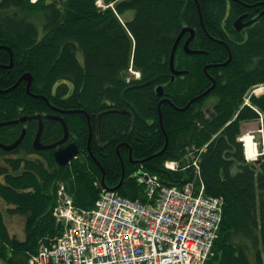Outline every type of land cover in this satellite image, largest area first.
<instances>
[{"label": "trees", "instance_id": "obj_1", "mask_svg": "<svg viewBox=\"0 0 264 264\" xmlns=\"http://www.w3.org/2000/svg\"><path fill=\"white\" fill-rule=\"evenodd\" d=\"M98 1L0 0V122L56 113L79 148L61 165L52 149L33 148L36 120L0 126L3 143L26 128L18 146L0 148V264H29L39 243L60 232L53 216L58 181L75 205L90 208L102 177L108 186L119 183L121 156L125 175L115 191L144 201V182L134 172L182 186L192 180L190 168L168 170L163 162L182 160L192 144H206V193L224 199L206 264H264V154L247 161L238 140L243 122L258 118L257 109L264 115V94L251 96L252 107L242 105L249 89L264 83V0ZM242 14L253 21L237 30L233 21ZM183 27L194 30L190 48L203 52L184 51L186 32L174 57V68L186 72L172 79L170 52ZM212 79L210 92L187 105ZM161 99L169 101L159 107ZM43 121V142L61 138L58 120ZM5 214L23 217V238L9 231Z\"/></svg>", "mask_w": 264, "mask_h": 264}, {"label": "built area", "instance_id": "obj_2", "mask_svg": "<svg viewBox=\"0 0 264 264\" xmlns=\"http://www.w3.org/2000/svg\"><path fill=\"white\" fill-rule=\"evenodd\" d=\"M191 166L197 184L182 188L148 176L147 203L103 189L93 208H80L61 185L54 215L62 233L40 244L30 264H205L223 198L204 192L198 157ZM165 167L177 169L178 162L168 160Z\"/></svg>", "mask_w": 264, "mask_h": 264}, {"label": "water", "instance_id": "obj_3", "mask_svg": "<svg viewBox=\"0 0 264 264\" xmlns=\"http://www.w3.org/2000/svg\"><path fill=\"white\" fill-rule=\"evenodd\" d=\"M246 16V14H242L240 15L239 17H237L234 21H233V25L234 27L237 29V30H240L242 27L248 25L249 23L252 22V19H249L247 21H243V18ZM186 32H189V36L186 38V40L184 41V44H183V49L185 52L189 53V54H194V53H202L203 51L201 50H197V49H192L189 47V43L190 41L193 39V36H194V30L190 27H183L179 34L177 35L175 41H174V44L172 46V49H171V52H170V57H169V66H170V69L172 71V79L174 78L175 75H179V74H182L185 72V70H177L174 68V56H175V52H176V49L180 43V40L182 38V36L186 33ZM209 65H206L204 66V71L207 70V67ZM23 78L27 79V81L29 82L30 79H31V76L29 73H25L24 76H22ZM213 80V83L211 86H209L205 91H203L201 94L195 96L194 98H192L188 103L187 105H189L193 100L203 96L204 94H206L208 91H210L213 87H214V79ZM157 92L159 95H162L163 93V87L162 86H158L157 87ZM168 99H161V101L158 103V106L160 107V103L162 101H167ZM169 101V100H168ZM186 105V106H187ZM183 107V108H180V109H185L186 108ZM125 110V109H123ZM77 111H80V110H68L67 112H77ZM101 116V113L98 114V118ZM46 118H51V119H56V120H59L62 124V127H63V136L62 138H60L59 140L55 141V142H52V143H49V144H43L41 142V134H42V130H43V120H42V116L40 114H36V115H29V116H23V117H20L19 119H15V120H8V121H3V122H0V126H3V125H9V124H14V123H18L19 121H22V122H25L27 120H31V119H38V128H37V131H36V134L34 136V139L32 141V145L35 149H50V148H56L55 151H54V156H55V160L57 163L61 164V165H64L66 164L67 162H69L72 158L76 157L77 153H78V146L75 142H70L68 143L67 145L63 146L62 144L65 143L67 141V139L69 138V134H70V131H69V128H68V125H67V122L65 121V119L60 116V115H57V114H46L45 115ZM90 132H91V129L89 128ZM25 128L22 129L21 131V134L19 135V137L12 143L10 144H5V143H2L0 142V147L3 148L4 150H11L13 148H15L17 145H19L25 135ZM167 143H168V140H167V137H166V142H165V145L163 146V148L157 152L155 155H159L161 154L166 146H167ZM118 147V146H117ZM118 150V149H117ZM120 158V161H121V165H122V174H121V179L119 181L118 184H116L115 186H112V187H107L105 182H104V177H102L101 181H102V184L110 189V190H115L116 188H118L123 180H124V175H125V169H124V160L121 156H119ZM129 159L131 160L132 159V155L131 153H129ZM144 159H140V160H134V162H143Z\"/></svg>", "mask_w": 264, "mask_h": 264}, {"label": "rangeland", "instance_id": "obj_4", "mask_svg": "<svg viewBox=\"0 0 264 264\" xmlns=\"http://www.w3.org/2000/svg\"><path fill=\"white\" fill-rule=\"evenodd\" d=\"M133 15V11H127L125 14H124V18H127V19H130ZM259 87L256 86L255 88ZM264 91L261 90V89H258L257 92H259L258 94H262ZM213 100V98H209L207 99L206 102H211ZM249 101V100H248ZM259 124L257 122V120H253V121H247L246 123H242V133L241 134H246V133H249V134H255L256 138L254 139V141L256 140L257 143H259V138L257 136V131L259 129ZM260 140H264L262 137H260ZM190 148H186V152L184 154V157L183 158H187V159H191V158H195L198 153H199V149H202L204 148L205 146H195L194 144L190 145L189 146ZM9 156H15L16 154H7ZM36 157L38 158H42V156L40 155H37ZM259 157V155H258ZM0 205L2 207L3 210H5V207H6V204L2 201H0ZM5 213V212H4ZM5 219H6V223L8 225V229L9 231L13 234V235H16L17 237L19 238H23L24 237V230H23V217L22 216H19V215H8V214H5Z\"/></svg>", "mask_w": 264, "mask_h": 264}, {"label": "bare ground", "instance_id": "obj_5", "mask_svg": "<svg viewBox=\"0 0 264 264\" xmlns=\"http://www.w3.org/2000/svg\"><path fill=\"white\" fill-rule=\"evenodd\" d=\"M250 136L251 134L249 133L242 134L240 140H242V142L244 143L246 154H248L249 156H254L256 153L255 150L253 149V144L251 142Z\"/></svg>", "mask_w": 264, "mask_h": 264}, {"label": "flooded vegetation", "instance_id": "obj_6", "mask_svg": "<svg viewBox=\"0 0 264 264\" xmlns=\"http://www.w3.org/2000/svg\"><path fill=\"white\" fill-rule=\"evenodd\" d=\"M243 20H245V19H243ZM210 84H208V86H209ZM208 86H206V88L205 89H207L208 88ZM210 91H208L206 94H208ZM206 94H204L203 96H205ZM37 121V120H36ZM21 122V121H20ZM23 123V122H22ZM37 124H38V121H37ZM24 127H22V129H23ZM21 129V130H22ZM41 141H42V143L43 144H47L46 142H43V140H42V136H41ZM69 141H71L70 140V138L65 142V143H63V145H66L67 143H69ZM40 151H43V149H39ZM53 150V149H52ZM54 151V150H53Z\"/></svg>", "mask_w": 264, "mask_h": 264}]
</instances>
